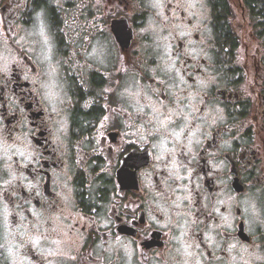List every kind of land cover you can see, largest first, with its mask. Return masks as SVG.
<instances>
[{"label":"flooded vegetation","instance_id":"af4514ba","mask_svg":"<svg viewBox=\"0 0 264 264\" xmlns=\"http://www.w3.org/2000/svg\"><path fill=\"white\" fill-rule=\"evenodd\" d=\"M161 6L0 0V264H264V0Z\"/></svg>","mask_w":264,"mask_h":264},{"label":"rangeland","instance_id":"374dc122","mask_svg":"<svg viewBox=\"0 0 264 264\" xmlns=\"http://www.w3.org/2000/svg\"><path fill=\"white\" fill-rule=\"evenodd\" d=\"M154 2V11L156 13H159L162 11V6H161V2L163 0H152ZM196 1L198 0H187V3L189 5V2L193 5ZM188 10V9H186ZM45 25L44 24H41L38 28H32L30 31L32 34V36H40L41 37V42L39 43V50L40 52L42 51L43 54H47L49 56H47L46 58L49 57V59H51L52 57V42L50 40V37H49V31H48V28H45ZM154 37H156V41L158 42V46L161 44V43H165L166 40H168L171 35H166L164 34L162 31H161V28L160 27H154Z\"/></svg>","mask_w":264,"mask_h":264}]
</instances>
